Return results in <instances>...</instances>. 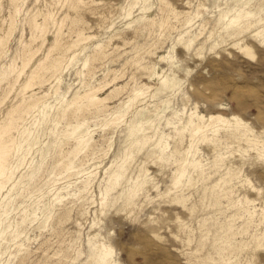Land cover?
<instances>
[{
    "label": "rangeland",
    "instance_id": "obj_1",
    "mask_svg": "<svg viewBox=\"0 0 264 264\" xmlns=\"http://www.w3.org/2000/svg\"><path fill=\"white\" fill-rule=\"evenodd\" d=\"M0 144V264H264V0H0Z\"/></svg>",
    "mask_w": 264,
    "mask_h": 264
},
{
    "label": "bare ground",
    "instance_id": "obj_2",
    "mask_svg": "<svg viewBox=\"0 0 264 264\" xmlns=\"http://www.w3.org/2000/svg\"><path fill=\"white\" fill-rule=\"evenodd\" d=\"M149 5H144L143 7H142V9H144L145 7H148ZM248 14H250V11H245L244 12V15L243 16H246V15H248ZM238 17H241V16H237V17H234L233 19H231L229 22H228V24L226 25V27L228 26V27H231V33H236V32H239L240 31V29H241V27H237L236 28V25H235V23L236 22H238V19H240V18H238ZM242 18V17H241ZM235 25V26H234ZM252 44V43H251ZM186 46H188V44H186ZM73 59V58H72ZM25 70V69H24ZM94 95V94H93ZM93 95H91V96H93ZM94 97V96H93ZM96 97V96H95ZM95 97L94 98H92V99H95ZM132 99V98H131ZM130 98H129V101L131 100ZM128 102V101H127ZM25 112H27V110L25 111ZM210 119H212V117L210 118ZM214 120V119H213ZM216 122H213V123H210V125H211V127H212V131H211V133H212V137H214V135H215V133L218 131V126H219V123L220 122H222V121H224L221 117H217L216 119ZM192 124V126H191V129H190V131L191 132H194V131H200L201 132V134H203V131H202V126H200L199 125V123H196V124H193L192 123V121L189 119L188 120V124ZM234 123V126H235V130H238L239 129V126H240V122H239V120L238 119H235V121L233 122ZM25 124V123H24ZM233 125V124H232ZM76 129H78V127L76 128ZM76 129H73V132L74 131H76ZM134 130V129H133ZM133 130H130V135L132 134V131ZM135 131V130H134ZM219 132V131H218ZM197 133V132H196ZM230 133V132H229ZM206 134V133H205ZM24 136V135H23ZM27 136V135H26ZM191 137H193V135L191 134L190 135ZM203 137V139L204 138H206V136H202ZM146 139V138H145ZM216 139V138H215ZM88 140H89V138H87V139H83V138H81L79 141H78V143H77V145L75 146V149L76 150H78V149H81V148H83V147H85L86 146V144H87V142H88ZM157 142V143H156ZM155 143H156V145H154V146H156V147H158L159 149H160V154H162L163 152H165L164 151V149H165V144L164 143H161V140L159 139L158 141H156ZM10 143V142H9ZM145 143V141L143 142V144ZM142 144V143H141ZM191 144V143H190ZM8 145V144H7ZM191 146V145H190ZM3 146H1V144H0V167L2 166V164H1V162L3 161V157H4V150H3ZM130 148V147H129ZM129 148H128V152L127 153H125L124 154V160L128 157L129 158V155H130V152H129ZM131 151V150H130ZM133 151V150H132ZM139 151H140V149H139ZM76 152V151H75ZM165 154V153H164ZM127 161V160H126ZM124 162V161H123ZM196 163L197 162H195L194 160H192L191 162H190V164L192 165L191 167V170H193L194 168H195V166H196ZM118 168V167H117ZM119 168L120 169H122L123 168V163L119 166ZM185 168V167H184ZM184 168H181L180 170H179V172H178V174H177V177L176 178H178L179 177V175L181 174V173H183L184 172ZM204 171V170H203ZM119 172H121V171H119ZM116 173V172H114V173H116L115 174V178H117V177H119L120 176V174L121 173ZM0 175H3V171L0 169ZM4 176V175H3ZM181 176V175H180ZM118 180V179H117ZM113 181H115V180H113ZM113 181H112V184H109V185H107L105 188H104V194H106L108 191H110L109 189H111L113 186ZM17 182V181H16ZM177 182H175L174 184H176ZM115 184V183H114ZM4 185H3V182H0V191H1V189H2V187H3ZM112 186V187H111ZM111 187V188H110ZM137 187H139V186H137ZM139 188H141V186L139 187ZM135 189V188H134ZM133 192V191H132ZM110 194V193H109ZM133 194V196H134V193H132ZM3 202V201H2ZM8 202H6V205H8L7 204ZM9 204H10V202H9ZM9 207V206H8ZM51 216V215H50ZM3 218V217H2ZM3 220V219H2ZM2 220L0 219V225H1V223H2ZM4 221V220H3ZM9 225V224H8ZM5 231V227H0V235H2V233H5L4 232ZM11 232V231H10ZM233 235H234V233H233ZM261 235H262V233H261ZM3 236H4V234H3ZM16 236V235H15ZM3 238V237H2ZM228 238V237H227ZM261 238V237H260ZM259 238V239H260ZM256 239V238H255ZM262 239V238H261ZM264 239V238H263ZM264 241V240H263ZM260 242V241H259ZM21 245V244H20ZM259 244H257V246H258ZM256 246V247H257ZM259 247V246H258ZM91 253V252H90ZM110 254H111V248H109V247H106L105 249H103V251H101V252H98V254H96V255H93V257H94V264H113L111 261H109V256H110ZM263 256V255H262ZM221 262V261H220ZM201 264H203V263H201ZM204 264H209V263H204ZM211 264V263H210ZM212 264H216V263H212Z\"/></svg>",
    "mask_w": 264,
    "mask_h": 264
}]
</instances>
